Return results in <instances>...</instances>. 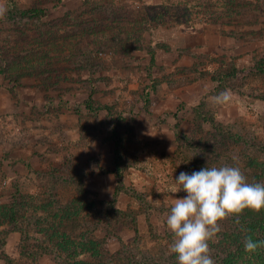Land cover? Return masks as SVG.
<instances>
[{"label": "rangeland", "instance_id": "obj_1", "mask_svg": "<svg viewBox=\"0 0 264 264\" xmlns=\"http://www.w3.org/2000/svg\"><path fill=\"white\" fill-rule=\"evenodd\" d=\"M13 1L22 8L47 9L43 22L49 23L79 10L86 0H0V50L13 42L18 27L29 30L31 39L44 28L39 23L32 27L31 21L29 25L25 20L4 21ZM185 1L108 0L121 6L118 13L126 22L134 20L127 26L132 29L127 55L102 40V46H95L97 53L102 51L98 65L83 67L73 60L53 66L66 79L57 80L55 72L56 80L26 76L15 84L11 75H0V203L10 202L17 193L45 191L53 186L50 175L64 171L67 181L55 185L61 202L78 196L83 188L95 202L117 198L118 209H134L137 224L95 229L96 236L107 238L112 253L121 242L140 239L153 254L161 247L168 254L173 237L166 217L175 198L186 195L173 194L170 187L180 172L199 170V160L207 166L215 162L209 154L204 152L206 160L200 154L217 136L222 138L214 126L264 143V69L258 70L264 58V24L254 28L237 24L250 20L252 12L242 19L219 18L223 0H206L202 7L201 0ZM168 13L173 14L168 15L170 24H162ZM156 20L157 27L151 25ZM62 50L59 44L55 51ZM22 55L15 62L27 66ZM233 68L236 76L221 85L219 78ZM221 93H227L226 102H217ZM240 151L233 147L230 155L236 159ZM68 165L78 175L73 176ZM77 177L83 187L73 182ZM137 195L144 207L132 199ZM81 217L65 229L83 233L86 221ZM20 241L19 233H11L0 259L18 257ZM34 244L29 243L32 248ZM57 255L56 260H67L66 254ZM54 260L43 254L37 263L57 264Z\"/></svg>", "mask_w": 264, "mask_h": 264}, {"label": "trees", "instance_id": "obj_2", "mask_svg": "<svg viewBox=\"0 0 264 264\" xmlns=\"http://www.w3.org/2000/svg\"><path fill=\"white\" fill-rule=\"evenodd\" d=\"M107 1L86 0L79 10L67 12L62 18L49 23L43 22V19L47 17V9L39 6L22 8L19 3L13 1L12 4L11 2L12 5L6 7L7 14L4 21L16 24L25 20L28 25L31 21L32 27L35 28V24L39 23L44 28L38 30L39 36L36 39L30 38L29 30H22L19 27L15 30L16 34L12 36L13 42L10 41L5 48L0 50V65L7 62L5 66H0V75H11L15 84L18 83V79H23L26 76H39L43 82L66 79V74L58 72L53 66L59 63L71 64L73 60L83 67L98 65L100 60L97 58V54L102 51L97 53L98 50L96 51L95 46H102V40H105L108 46L111 44L112 48H117L119 52L126 54L125 45L130 41L129 35L132 30L128 27L133 24L134 20L126 22V19L118 13L121 6L106 3ZM186 1L190 3L195 0ZM204 1L206 0L199 1L201 7L205 5ZM222 2L223 7L219 18L228 15L242 19L252 12L250 20H241L239 23L237 20L234 21L244 27L263 26L264 0H255V2L223 0ZM188 11L190 12L191 9ZM105 13L108 14L107 17H104ZM168 15L173 16L172 13L165 15L161 19L162 24H170ZM152 22L151 25L155 24L157 27L159 20ZM151 25L148 23L147 29ZM18 42L22 47L17 44ZM34 43H41V47L35 48ZM59 44L64 46V50L60 53L55 51ZM21 52H24L22 62L25 61L27 66H19L15 62L18 59L16 56H19ZM258 65V70L263 71L264 58L259 60ZM55 72L58 73L56 79L52 76ZM236 72V69L233 68L219 78L221 85H226L228 80L236 76ZM90 109L94 111L93 108ZM214 127L219 129L222 138L217 136V143L213 142L207 145L203 152H200L201 159H205V152L215 161L209 167L234 164L241 168L249 182L264 183V143L259 142L258 138L254 136L244 138L223 130L217 125ZM233 147L241 148L240 155L236 159L231 156L232 154L230 155ZM198 162L202 167L206 166L202 160ZM71 164L76 165L74 161H71ZM117 167L120 170V164ZM68 168L72 172L74 166L68 165ZM63 172L55 170L50 175L53 186L47 187L45 191H39L38 194L17 193L10 202L0 203V250L6 248L11 233L21 235L18 257L3 255L0 264H38L37 259L43 254L53 257L57 264H162L167 260H169L168 264H173L172 261L177 262L175 256L170 252L168 254L162 252L165 250L164 247H161L158 253L153 254L155 251L148 247L149 244H144L140 239L132 243L121 242L120 249L112 253L107 238L106 240L99 238L94 234V231L95 229L96 231L101 230L104 225L111 228L123 223L137 224L136 218L132 217L134 209L131 207L125 211L118 209L116 207L117 198H114L112 202H95L87 197V192L83 188L79 189L78 196L61 202L55 185L58 181L60 183L67 181L65 180L67 178L63 179ZM77 173L79 172L73 171V176L78 175ZM117 177L120 181L121 176ZM68 180L69 183L72 182L71 179ZM73 182L77 183L78 187H83L81 178L77 177ZM132 199L144 207L143 199L138 195ZM89 212H91L90 216H84ZM81 215H83L82 220L86 221L84 222L86 230L83 233L74 235L70 230L65 229V225H69ZM237 219L239 226L236 224ZM220 226L221 232L215 240L210 242L211 254L216 264H264V211L256 212L246 209L237 218H226ZM247 238L260 242V246L254 253L244 250ZM32 241L35 243V248L29 245ZM39 249L43 251L41 254L37 252ZM58 253L66 254L67 260H56ZM82 255L84 257L79 258ZM91 260H95V262H91Z\"/></svg>", "mask_w": 264, "mask_h": 264}, {"label": "clouds", "instance_id": "obj_3", "mask_svg": "<svg viewBox=\"0 0 264 264\" xmlns=\"http://www.w3.org/2000/svg\"><path fill=\"white\" fill-rule=\"evenodd\" d=\"M228 99L227 93L216 97L217 102ZM170 191L186 193L175 198L165 221L173 237L169 252L177 264H216L210 242L221 232V222L239 217L246 209L264 211V183L249 182L234 164L182 171L174 177ZM259 246V241L247 238L244 250L254 253Z\"/></svg>", "mask_w": 264, "mask_h": 264}]
</instances>
